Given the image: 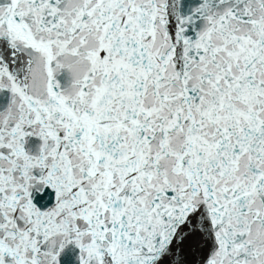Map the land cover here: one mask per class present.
Here are the masks:
<instances>
[{"label": "snow or ice", "instance_id": "1", "mask_svg": "<svg viewBox=\"0 0 264 264\" xmlns=\"http://www.w3.org/2000/svg\"><path fill=\"white\" fill-rule=\"evenodd\" d=\"M0 264H264V0H0Z\"/></svg>", "mask_w": 264, "mask_h": 264}]
</instances>
